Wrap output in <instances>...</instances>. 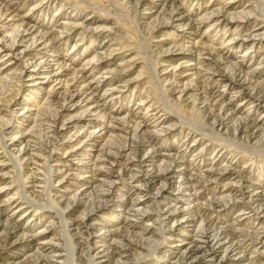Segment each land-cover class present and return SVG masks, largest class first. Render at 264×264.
Here are the masks:
<instances>
[{"label": "rangeland", "instance_id": "obj_1", "mask_svg": "<svg viewBox=\"0 0 264 264\" xmlns=\"http://www.w3.org/2000/svg\"><path fill=\"white\" fill-rule=\"evenodd\" d=\"M0 24V264H189L205 226L264 264V0H0Z\"/></svg>", "mask_w": 264, "mask_h": 264}, {"label": "bare ground", "instance_id": "obj_2", "mask_svg": "<svg viewBox=\"0 0 264 264\" xmlns=\"http://www.w3.org/2000/svg\"><path fill=\"white\" fill-rule=\"evenodd\" d=\"M173 7V6H172ZM6 9V8H5ZM8 9V8H7ZM6 9V10H7ZM5 10V11H6ZM10 9H8V11H9ZM172 12V11H171ZM175 13V12H174ZM181 14V13H180ZM204 15V14H203ZM6 17V13L4 14V18ZM13 17H14V15H13ZM180 17V16H179ZM224 17V16H223ZM9 18V17H8ZM177 18V17H176ZM230 18V17H229ZM232 18V17H231ZM165 19V18H164ZM212 19V18H211ZM228 21V20H227ZM8 22V21H7ZM170 22V21H169ZM5 24V23H4ZM1 25V24H0ZM8 25V24H7ZM219 25V24H218ZM221 25V24H220ZM33 26V25H32ZM21 28V27H20ZM21 29H19V31H20ZM18 31V32H19ZM35 32V30L33 29V28H24L23 30H22V32H21V37H28L31 33H34ZM20 33V32H19ZM43 34V33H42ZM34 37V36H33ZM37 38H38V36H36ZM251 37V36H250ZM43 38H45V35H40L39 36V38L37 39V40H41V39H43ZM48 39V38H47ZM50 39V38H49ZM53 39H55V38H53ZM15 40V39H14ZM45 40V39H44ZM52 43H53V41H52ZM43 44V43H42ZM47 45V44H46ZM49 45V44H48ZM52 45V44H51ZM37 47V46H36ZM40 47V46H39ZM196 47H198V46H196ZM225 47V46H224ZM23 48V47H22ZM46 48V47H45ZM191 48V47H190ZM208 48V47H207ZM215 49V48H214ZM227 49V48H226ZM192 50V49H191ZM194 50V49H193ZM196 50V49H195ZM203 50V49H202ZM5 51V50H4ZM8 51V50H7ZM34 51V50H33ZM198 51V50H197ZM196 53V52H195ZM223 53V52H222ZM25 54V53H24ZM30 54V53H29ZM198 54H200V53H198ZM38 56V55H37ZM23 57V56H22ZM34 57H36V56H34ZM210 57V56H209ZM24 58V57H23ZM93 58V57H92ZM215 58V57H214ZM44 59V58H43ZM42 59V60H43ZM94 59V58H93ZM213 59V58H212ZM16 60V59H15ZM34 60V59H33ZM47 60V59H46ZM91 60V59H90ZM90 60H89V63H88V65H90L91 64V62H90ZM204 60V59H203ZM217 60H219V58H217ZM49 61V60H48ZM97 61V60H96ZM211 61V60H210ZM221 62V61H220ZM27 63V62H26ZM50 63V62H49ZM203 63V62H202ZM213 63V62H212ZM30 64H32L30 67H35V66H37V65H35V66H33L34 65V62H31ZM204 64V63H203ZM23 65V64H22ZM49 65V64H48ZM51 65V64H50ZM49 65V66H50ZM87 65V64H86ZM85 65V66H86ZM212 65H214V64H212ZM43 66V65H42ZM46 66V65H45ZM66 66V65H65ZM92 66V65H91ZM206 66H208V67H210L209 65H206ZM218 66V65H217ZM27 67V66H26ZM25 67V68H26ZM38 67V66H37ZM202 67H204V66H202ZM207 67V68H208ZM238 67V66H237ZM96 68V67H95ZM94 68V69H95ZM28 69V68H27ZM54 69V68H53ZM211 69V68H210ZM232 69H233V66H232ZM34 70V69H33ZM58 70H59V68H58ZM202 70V69H201ZM214 70V69H213ZM225 70V69H224ZM223 70V71H224ZM29 71V70H28ZM53 71V70H52ZM207 71V70H206ZM215 71V70H214ZM218 71V70H217ZM238 70H235V72H237ZM55 72H57V70L55 71ZM216 72V71H215ZM229 72V71H228ZM232 72V71H231ZM54 73V72H53ZM87 73V72H86ZM186 73V72H185ZM199 73H201V72H199ZM32 74V75H31ZM37 74H39V72H34V71H31V73H30V75L32 76L31 78L33 79V78H38V77H35ZM78 74H80V73H78ZM77 74V75H78ZM184 74V73H183ZM197 74V73H196ZM42 75V74H41ZM45 74H43V76H44ZM47 75V77L50 75V74H46ZM193 75V74H192ZM203 75V74H202ZM205 75V74H204ZM211 75V74H210ZM229 75V74H228ZM234 75V74H233ZM56 76V75H55ZM182 76V75H181ZM231 76V75H230ZM76 77V76H75ZM82 77H84V76H82ZM197 77V76H196ZM199 77V76H198ZM202 77V76H201ZM42 78H44V77H42ZM80 78V77H79ZM87 78V77H86ZM100 78V77H99ZM204 78V77H203ZM52 79V78H51ZM102 79V78H101ZM221 79V78H220ZM233 79V78H232ZM244 79V78H243ZM37 80V79H36ZM57 80H58V78H57ZM73 80H74V78H73ZM87 81V80H86ZM89 81V80H88ZM92 81V80H91ZM90 81V82H91ZM230 81V80H229ZM244 81V80H243ZM56 82V81H55ZM175 82V81H174ZM194 82V81H193ZM211 82V81H210ZM241 82V81H240ZM192 83V82H191ZM205 83H206V80H205ZM188 84V83H187ZM200 84V83H199ZM207 84V83H206ZM246 82L244 83V85L243 84H241V87H242V89L244 90V89H247V87H246ZM57 85V84H56ZM65 85V84H64ZM77 84L75 83V86H76ZM78 85H79V83H78ZM77 85V86H78ZM84 85V84H83ZM213 85V84H212ZM80 86V85H79ZM185 86V85H184ZM58 87V86H57ZM74 87V86H73ZM187 87V86H186ZM75 88V87H74ZM89 88H91V86L89 87ZM191 88V87H190ZM60 89V88H59ZM83 88H81V89H78V93L76 92V93H74V91L70 94V95H68V96H65V98H63V104H62V109L64 110V111H75V110H78V109H80V107H87V105L89 104L90 105V103H91V98L89 97V96H91V95H89V96H87L86 94H83V93H81V92H79V90H82ZM85 89V88H84ZM88 89V88H87ZM94 89V88H93ZM254 89V88H253ZM243 90H241V91H243ZM63 91V90H62ZM68 91V90H67ZM90 91V90H89ZM88 91V92H89ZM52 92V91H51ZM97 92V91H96ZM198 92H200V91H198ZM183 93V92H182ZM214 93V92H213ZM83 94V95H82ZM186 94V93H185ZM210 94V93H209ZM251 94H254V92H251ZM256 94L258 95V93L256 92ZM200 95H201V93H200ZM260 95V94H259ZM211 96V95H210ZM201 97V96H200ZM212 97V96H211ZM259 97V96H258ZM215 98H216V96H215ZM98 99V98H97ZM204 100V99H203ZM219 100V99H218ZM257 100V99H256ZM100 102V101H99ZM263 104V103H262ZM93 105V104H92ZM102 105V104H101ZM211 107H212V105H210ZM209 107V106H208ZM71 108V109H70ZM94 109L95 107H94V105L93 106H88V109ZM97 109H99L98 107H97ZM205 111V110H204ZM216 111V110H215ZM87 112V111H86ZM96 112V111H95ZM62 113V112H61ZM229 113V112H228ZM58 114V113H57ZM85 114V113H84ZM88 115V114H87ZM247 117V116H246ZM81 118V117H80ZM111 118V117H110ZM130 119V118H129ZM59 120V119H58ZM117 120V119H116ZM237 120V119H236ZM128 121V120H127ZM133 121V120H132ZM256 121V120H255ZM258 121V120H257ZM51 122V121H50ZM70 122V121H69ZM82 122V121H81ZM94 122H96V121H94ZM116 122H118V120L116 121ZM123 122V121H122ZM141 123H142V121H140ZM155 122V121H154ZM77 123V122H76ZM98 123V122H97ZM110 123V122H109ZM145 123V122H144ZM50 124V123H49ZM67 125V124H66ZM71 125V124H70ZM94 125V124H93ZM156 125V124H155ZM164 125V124H163ZM221 125V124H220ZM119 126H120V124H119ZM129 126V125H128ZM51 127V126H50ZM247 127H248V129H250V128H252L249 124L247 125ZM52 128V127H51ZM57 128V127H56ZM106 128H108L107 126H106ZM105 128V129H106ZM149 128V127H148ZM153 128V127H152ZM158 128V127H157ZM162 128V127H161ZM256 128V127H255ZM49 129V128H48ZM61 129V128H60ZM113 129V128H112ZM138 129H140L141 130V126H138ZM150 129V128H149ZM246 129V128H245ZM114 130V129H113ZM159 130V129H158ZM236 130V129H235ZM234 130V131H235ZM56 131V130H55ZM246 131V130H245ZM58 132V131H57ZM121 132V131H120ZM151 132V131H150ZM157 132V131H156ZM237 132V131H236ZM235 132V133H236ZM249 132V131H248ZM55 133V132H54ZM62 133V132H61ZM243 133V132H242ZM247 133V132H246ZM250 133H251V131H250ZM254 133V132H253ZM58 134V133H57ZM59 134H60V132H59ZM88 134H89V132H88ZM87 134V135H88ZM147 134V133H146ZM93 135V134H92ZM239 135V134H238ZM242 135V134H241ZM254 135V134H253ZM24 137V136H23ZM75 137V136H74ZM88 137V136H87ZM90 137V136H89ZM88 137V138H89ZM101 137V136H100ZM253 137V136H252ZM60 138V137H59ZM77 138V137H76ZM96 138V137H95ZM146 138V137H145ZM149 138V137H148ZM22 139V138H21ZM29 139V138H28ZM58 139V138H57ZM152 139V138H151ZM24 140V139H23ZM134 140H135V138H134ZM148 140V139H147ZM27 141V140H26ZM53 141H56V140H53ZM30 143V142H29ZM41 144V143H40ZM84 144V143H83ZM24 145V144H23ZM32 145V144H31ZM145 145V144H144ZM47 146V145H46ZM154 146V145H153ZM19 147V146H18ZM21 147V146H20ZM19 147V148H20ZM76 147V146H75ZM74 147V148H75ZM81 147V146H80ZM32 148V147H31ZM52 148V147H51ZM73 148V147H72ZM23 149V148H22ZM24 149H26V148H24ZM28 149V148H27ZM32 150V149H31ZM43 150V149H42ZM112 150V149H111ZM115 150V149H114ZM188 150V149H187ZM130 151V150H129ZM142 151V150H141ZM171 151V150H170ZM29 152V151H28ZM41 152V151H40ZM45 152V151H44ZM67 152V151H66ZM76 152H77V150H76ZM79 152V151H78ZM122 152V151H121ZM146 152V151H145ZM36 153V152H35ZM75 153V152H74ZM102 153H105V151L104 152H102ZM17 154V153H16ZM28 154V153H27ZM128 154V153H127ZM98 155V154H97ZM27 156V155H26ZM41 156V155H40ZM121 156V155H120ZM102 157H104V156H102ZM109 157V156H108ZM122 157V156H121ZM164 157V156H163ZM166 157V156H165ZM164 157V158H165ZM180 157V156H179ZM185 157V156H184ZM36 158V157H35ZM101 158V157H100ZM38 159V158H37ZM120 159V158H119ZM149 159V158H148ZM168 159H170V158H168ZM34 160V159H33ZM43 160V159H42ZM111 160V159H110ZM171 160V159H170ZM182 160V159H181ZM184 160V159H183ZM141 161V160H140ZM152 161V160H151ZM174 161V160H173ZM99 162V161H98ZM122 162V161H121ZM145 162V161H144ZM164 162H165V160H164ZM185 162V161H184ZM37 163V162H36ZM127 164V163H126ZM153 164V163H152ZM179 164V163H178ZM134 165V164H133ZM142 165V164H141ZM181 165V164H180ZM135 166H137V165H135ZM139 166V165H138ZM188 166H190V165H188ZM92 167V166H91ZM114 168H115V166H113ZM125 167V166H124ZM90 168V167H89ZM109 168V167H108ZM119 169V168H118ZM121 169V168H120ZM226 169V168H225ZM93 170V169H92ZM142 170V169H141ZM133 171V170H132ZM158 171V170H157ZM110 172V171H109ZM114 172V171H113ZM164 174H166V175H162V176H168V174H170L171 172H173V170H171L170 169V167L168 166V167H166V169H164ZM221 172V171H220ZM115 173V172H114ZM185 173V172H184ZM69 174V173H68ZM86 174V173H85ZM93 174V173H92ZM116 174V173H115ZM120 174H121V172H120ZM105 175V174H104ZM119 175V174H118ZM199 175V174H198ZM76 176V175H75ZM84 176V175H83ZM86 176V175H85ZM90 176V175H89ZM95 176V175H94ZM136 176V175H135ZM152 176V175H151ZM178 176H180V175H178ZM200 176V175H199ZM80 177V176H79ZM127 177V176H126ZM195 177V176H194ZM211 177V176H210ZM210 177H208V179L210 178ZM217 177V176H216ZM97 178V177H96ZM102 178V177H101ZM123 178V177H122ZM135 178V177H134ZM151 178V177H150ZM154 178V177H153ZM155 178H156V180H160L161 178H163V177H161V175H157V176H155ZM167 178V177H166ZM180 178V177H179ZM188 178V177H187ZM118 179V178H117ZM132 179V178H131ZM146 179V178H145ZM176 179V178H175ZM196 179V178H195ZM214 179V178H213ZM218 179V178H217ZM88 180V179H87ZM94 180V179H93ZM133 180V179H132ZM137 180V179H136ZM164 180H166V179H164ZM191 180V179H190ZM113 181V180H112ZM115 181V180H114ZM196 181V180H195ZM96 182V181H95ZM99 182V181H98ZM101 182V181H100ZM161 182V181H160ZM235 182H237V181H235ZM248 182V181H247ZM89 184V183H88ZM185 184V183H184ZM193 184H195V182L193 183ZM192 184V185H193ZM87 185V184H86ZM115 185V184H114ZM124 185V184H123ZM145 185V184H144ZM149 185H151V184H149ZM248 185V184H247ZM85 186V185H84ZM110 186V185H109ZM142 186V185H141ZM134 187V186H133ZM175 187V186H174ZM250 187V186H249ZM87 188H89V187H87ZM97 188V187H96ZM107 188V187H106ZM146 188V187H145ZM177 188H179V187H177ZM189 188V187H188ZM193 188V187H192ZM104 189V188H103ZM116 189V188H115ZM163 189H164V186L163 187H161L160 188V190H159V193L160 192H163ZM187 189V188H186ZM107 190V189H106ZM111 190V189H110ZM149 190H150V188H149ZM148 190V191H149ZM156 190V189H155ZM194 190V189H193ZM260 190V189H259ZM90 191V190H89ZM100 191V190H99ZM108 191V190H107ZM115 191V190H114ZM197 191V190H196ZM254 191V190H253ZM262 191V190H261ZM104 192V191H103ZM111 192V191H110ZM146 192V191H145ZM145 192H143V194L145 193ZM195 192V191H194ZM237 192V191H236ZM252 192V191H251ZM264 192V191H263ZM92 193H94V192H92ZM242 193V192H241ZM248 193V192H247ZM76 194V193H75ZM106 194V193H105ZM129 194V193H128ZM127 194V195H128ZM141 194H142V192H141ZM108 195V194H107ZM246 195V194H245ZM264 195V194H263ZM131 196V195H130ZM145 196V195H144ZM160 196V195H159ZM181 196V195H180ZM232 196V195H231ZM236 196H238V195H236ZM259 196H261L260 195V193H259ZM94 197V196H93ZM101 197V196H100ZM107 197V196H106ZM230 197V196H229ZM257 197V196H256ZM264 197V196H263ZM80 198V197H79ZM84 198V197H83ZM226 198V197H225ZM241 198V197H240ZM255 198V197H254ZM116 199V198H115ZM215 199H217V198H215ZM222 199H224V198H222ZM234 199V198H233ZM100 200V199H99ZM105 200V199H104ZM109 200V198L107 199V201ZM129 200V199H128ZM229 200V199H228ZM262 200H264V199H262ZM101 201H103V200H101ZM112 201V200H111ZM136 201V200H135ZM135 201H134V203H135ZM216 201V200H215ZM222 201V200H221ZM253 201V200H252ZM176 202V201H175ZM178 202V201H177ZM213 202V201H212ZM223 202H224V200H223ZM255 202H256V200H255ZM103 203V202H102ZM102 203H99L98 204V206H97V208H96V211H99L100 209H103L102 207H105V204H102ZM129 203V202H128ZM259 203H261V202H259ZM234 204V203H233ZM202 205H204V204H202ZM209 205V204H208ZM217 205V204H216ZM264 205V204H263ZM120 206V205H119ZM132 206H136V203L135 204H132ZM221 206V205H220ZM233 206V205H232ZM259 206H261V204L259 205ZM127 207V206H126ZM137 207V206H136ZM165 207V206H164ZM132 208V207H131ZM166 208H167V206H166ZM176 208V207H175ZM229 208V207H228ZM6 209V208H5ZM122 209V208H121ZM129 209V208H128ZM141 209V208H140ZM220 209V208H219ZM133 211V210H132ZM135 211V210H134ZM140 211H142V210H140ZM207 211V210H206ZM263 212V211H262ZM3 213V212H2ZM5 213V212H4ZM85 213V212H84ZM163 213H165V212H163ZM200 214H201V212H199ZM183 215V214H182ZM196 215V214H195ZM136 217V216H135ZM179 217V216H178ZM183 217V216H182ZM196 217V216H195ZM204 217V216H203ZM202 217V218H203ZM263 217V216H262ZM91 218V217H90ZM188 218V217H187ZM205 218H207V217H205ZM264 218V217H263ZM137 219V218H136ZM174 220L176 219V218H173ZM182 218H180V220H181ZM191 220V219H190ZM194 220V219H193ZM130 221V220H129ZM170 221V220H169ZM213 221V220H212ZM263 222V221H262ZM129 223V222H128ZM184 223V222H183ZM82 224V223H81ZM132 224V223H131ZM184 225V224H183ZM219 225V224H218ZM130 226V225H129ZM88 227V226H87ZM224 227V226H223ZM90 228V227H89ZM104 228H106V227H104ZM103 229V228H102ZM107 229V228H106ZM129 229V228H128ZM202 229H204V231H203V234H200V236L198 237V239L197 240H195V244L192 246V248L188 251V252H186L184 255H183V257L182 258H184L185 259V261H187L189 264H199V263H201V262H204V260L205 259H203L204 257H202V256H200V254H201V251L203 252V245L206 243V242H208L207 240H210V238H212L213 239V244H212V242H211V244L213 245V248L212 249H210L209 250V252L207 253V257H209V259L208 260H205V262L206 263H211V262H216V264H223L226 260H228V259H230L232 256H234V255H236L237 256V254L240 252V251H243L244 252V250H246V247L244 246V245H242L241 243H239L238 245L237 244H234V243H229L228 242V240H226V238H223L222 236H220V235H216V236H212L211 234H210V228L208 227V226H205L204 228H202ZM82 230V229H81ZM110 230V229H109ZM86 231V230H85ZM218 231V230H217ZM225 231V230H224ZM227 231V230H226ZM112 232V231H111ZM256 232V231H255ZM12 233H14V232H12ZM82 233V232H81ZM107 233V232H106ZM105 233V234H106ZM198 233V232H197ZM76 234V233H75ZM88 234H89V232H88ZM228 234V233H227ZM18 236V235H17ZM91 236V235H90ZM99 236V235H98ZM14 237V236H13ZM20 237V236H19ZM105 237V236H104ZM120 237V236H119ZM181 237V236H180ZM23 238V237H22ZM123 238V237H122ZM16 239V238H15ZM259 239V238H258ZM106 240H108V239H106ZM245 240V239H244ZM248 240V239H247ZM5 241H6V239H5ZM13 241V240H12ZM15 241V240H14ZM13 241V242H14ZM101 241V240H100ZM110 241V240H109ZM115 241V240H114ZM121 241V240H120ZM140 241V240H139ZM138 241V242H139ZM97 242V241H96ZM123 242V241H122ZM127 242V241H126ZM183 242V241H182ZM238 242V241H237ZM236 242V243H237ZM79 243V242H78ZM100 243V242H99ZM98 243V244H99ZM117 243V242H116ZM134 243H136V242H134ZM190 243V242H189ZM255 243V242H254ZM101 244V243H100ZM103 244V243H102ZM50 245V244H49ZM49 245H48V247H49ZM118 245V244H117ZM117 245H115V246H112L113 247V249H111V251H108V252H106L105 254H104V257L106 258V260H104V262H107L108 263V261L109 260H111L112 259V257L113 256H118L119 255V253H118V249L116 248V246ZM181 245V244H180ZM247 245V244H246ZM84 246V245H83ZM97 246V245H96ZM99 246V245H98ZM108 246V245H107ZM141 246V245H140ZM103 247V246H102ZM118 247V246H117ZM138 247V246H137ZM4 248V247H3ZM41 248V247H40ZM107 248V247H106ZM185 248V247H184ZM224 248V251L223 252H221V254L219 255V249L221 250V249H223ZM248 248V247H247ZM53 249V248H52ZM2 250V249H1ZM120 250V249H119ZM127 250V249H126ZM182 250V249H181ZM41 251H43V250H41ZM104 251V250H103ZM50 252V251H49ZM96 252V251H95ZM102 252V251H101ZM105 252V251H104ZM238 252V253H237ZM122 253V252H121ZM121 253H120V255H121ZM129 253V252H128ZM241 254V253H240ZM1 255V254H0ZM48 255V254H47ZM119 255V256H120ZM180 255V254H179ZM1 257V256H0ZM31 257V256H30ZM121 257V256H120ZM96 258V260H97V257H95ZM2 259V258H1ZM114 259V258H113ZM40 260L42 261V264H52V262H51V260L50 259H48V258H40ZM181 260V259H180ZM231 261V260H230ZM101 262V261H100ZM99 262V263H100ZM112 262V261H111ZM115 262V261H114ZM59 263V262H58ZM182 263H184L183 262V260H182ZM226 263H228V262H226ZM236 263H239V261H235V264ZM242 263V262H241ZM111 264V263H110ZM115 264V263H114ZM118 264V263H117ZM181 264V263H180ZM205 264V263H204ZM245 264V263H244Z\"/></svg>", "mask_w": 264, "mask_h": 264}]
</instances>
